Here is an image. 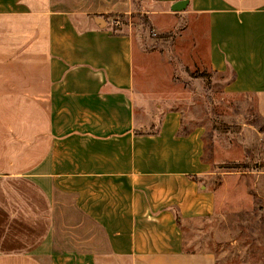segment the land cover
I'll use <instances>...</instances> for the list:
<instances>
[{"label": "crops", "instance_id": "obj_1", "mask_svg": "<svg viewBox=\"0 0 264 264\" xmlns=\"http://www.w3.org/2000/svg\"><path fill=\"white\" fill-rule=\"evenodd\" d=\"M134 13L264 122V0H0V264H216L186 238L215 210L203 129L139 122L156 55L110 21Z\"/></svg>", "mask_w": 264, "mask_h": 264}, {"label": "rangeland", "instance_id": "obj_2", "mask_svg": "<svg viewBox=\"0 0 264 264\" xmlns=\"http://www.w3.org/2000/svg\"><path fill=\"white\" fill-rule=\"evenodd\" d=\"M110 21L144 44V53L156 55L143 64L153 80L140 82L147 94L136 97L139 122L148 126L152 112L157 123L163 111L179 108L185 135L191 125L203 129L204 159L213 167L202 179L213 188L216 202L210 221L187 224L188 249L213 252L216 264H264V122L253 99L219 95V78L204 66L194 70L179 51L176 55L180 35L157 30L147 16L134 13Z\"/></svg>", "mask_w": 264, "mask_h": 264}, {"label": "water", "instance_id": "obj_3", "mask_svg": "<svg viewBox=\"0 0 264 264\" xmlns=\"http://www.w3.org/2000/svg\"><path fill=\"white\" fill-rule=\"evenodd\" d=\"M185 4H187L186 1H183V2H181V3H178V4L173 8V10H179V9H181Z\"/></svg>", "mask_w": 264, "mask_h": 264}, {"label": "trees", "instance_id": "obj_4", "mask_svg": "<svg viewBox=\"0 0 264 264\" xmlns=\"http://www.w3.org/2000/svg\"><path fill=\"white\" fill-rule=\"evenodd\" d=\"M215 74H217V73L212 72V75H215ZM181 133L184 134L182 131H181ZM236 167H240V166H236Z\"/></svg>", "mask_w": 264, "mask_h": 264}]
</instances>
